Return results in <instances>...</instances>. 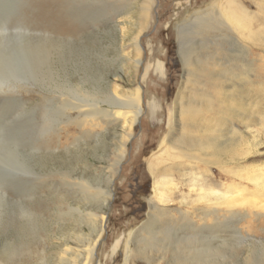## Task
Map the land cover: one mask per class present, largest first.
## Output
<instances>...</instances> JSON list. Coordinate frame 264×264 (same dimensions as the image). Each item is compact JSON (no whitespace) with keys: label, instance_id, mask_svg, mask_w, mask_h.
<instances>
[{"label":"rangeland","instance_id":"obj_1","mask_svg":"<svg viewBox=\"0 0 264 264\" xmlns=\"http://www.w3.org/2000/svg\"><path fill=\"white\" fill-rule=\"evenodd\" d=\"M221 1L151 0L145 20L140 17L143 0H0V29L5 23L9 27L21 23L29 33L63 42L61 52L67 64L63 59V68L58 66L60 83L67 76L73 84L81 81L88 90L99 87L120 94L139 86L143 109L127 136L120 126L95 128L89 123L66 122L63 90L59 88L31 80L15 81L20 88L4 85L5 93L0 95V264H75L60 260L68 257L63 250H81L86 243L76 241L72 233L75 216L69 208L84 206L67 185L69 175L104 176L121 142H126L125 154L111 184L105 227L91 264H169L174 261L171 247H182L190 240L209 259L206 264H264V207L259 205L264 201V189L259 190L258 181L248 180L252 175L264 177V0H238L258 18L254 23L258 44L241 39L253 52L245 55L246 59L255 58L256 86L250 93L254 95L246 97L248 105L236 106L239 117H228L230 122L216 121L218 131L212 135L220 136L211 147L197 152L210 163L198 162L204 173L196 183L191 179L196 172L191 162L196 161L168 156L176 152L171 141L181 133L177 93L184 86L186 96L195 90L183 79L177 26L196 11L213 5L217 9ZM134 37L141 50L136 72L132 62L136 58ZM192 37L186 38L188 45L195 42ZM224 38L216 41L223 48L222 54L230 58L232 48L231 55L238 56L236 35L228 31ZM237 59L233 62L243 58L239 55ZM157 60L163 62V76L153 70ZM235 71L239 73L241 68ZM152 101L155 109L149 107ZM75 112L67 113L75 116ZM60 122V133L51 136L48 146L41 145L40 141L51 135L45 133ZM231 122L234 134L229 131ZM192 134L201 135L202 131L198 128ZM10 152L14 159H6ZM151 155H162L152 167L156 178L172 163L185 162L181 171H173L177 186L171 201H156L173 217L166 226L170 230L164 255L162 249L155 252L152 243L141 241L148 237L140 227L148 219L146 199L154 183L147 161ZM225 190L244 198L234 205L236 214L223 212L216 227L215 219L208 217L205 223L212 228L200 227L194 236L188 229L189 220L203 225L200 213L209 210L205 199L211 191ZM199 196L205 198L199 200ZM176 209L190 213L180 217ZM82 228L87 232L86 226Z\"/></svg>","mask_w":264,"mask_h":264},{"label":"bare ground","instance_id":"obj_2","mask_svg":"<svg viewBox=\"0 0 264 264\" xmlns=\"http://www.w3.org/2000/svg\"><path fill=\"white\" fill-rule=\"evenodd\" d=\"M150 3L151 0H143V5L140 8V17L142 19H147ZM213 8H216L215 5L204 11H196L181 25L177 26L178 55L183 67V79L184 82L191 84L195 90H192L191 94L186 96L184 83V87L178 91L176 104L180 112L178 124L181 133L179 137L171 141L172 148L176 152L173 155L163 152V154H168L171 160L186 158L187 160L196 161L191 162L193 163L191 166L196 170L195 173L191 174V179L194 183L204 173L198 162L210 163L200 158V154H197V152L211 147L213 140L220 136L215 138L212 135V133L218 131L215 128V125H217L216 121H220V119L228 120V117H239V111L235 107L240 105L247 106L246 97L252 93L253 88L256 86L253 63L255 58L252 56L253 59H246L245 55L249 56V53L252 55L253 52L250 46L247 45L248 47H245L246 45H243L241 39L249 41L251 45L258 44L259 31L256 30L258 26H254L255 21L258 19L257 13L250 11L238 0H222L217 9ZM20 25L9 27L5 23L0 29V95L5 93L7 87L20 88L14 83L15 81L22 83L31 80L34 84L40 82L42 85L53 86L63 90L62 96H64V100H62L61 105L67 115L66 122L74 121L79 123L78 125L89 123L95 128L102 125L109 127L120 126L125 134L130 136L132 126L137 122L143 110L141 88L137 86L132 91L124 94L115 91H103L99 87L88 90L81 86V81L79 84H73L68 80L67 76L60 83L56 75L60 70L58 66L61 69L63 68V59L65 60L64 65L67 64L66 57L61 52L63 50V42L55 41L52 39L53 37L51 38L47 35L29 33ZM228 31L237 37L234 43L240 59L243 58L239 63L233 62L239 56L231 55L235 49H229V58L228 54L227 56L222 54L223 48L220 49V44L216 42L217 38H224ZM188 35L190 37L193 36L192 38L195 40L190 45L186 42ZM132 46L136 51V58L132 60L133 69L136 72L139 68L141 55L137 37H134ZM150 66L148 65L146 69ZM152 67L157 74L160 76L164 75L162 61L157 60ZM238 68H241L239 73L235 71ZM245 85L247 87L244 88ZM231 87L232 91L229 89ZM253 95L250 94V96ZM149 107L151 109L156 108L154 101L149 102ZM66 111H76V114L71 116ZM201 121L203 122L201 123ZM61 125V122L58 123L57 128L50 130L52 131L50 133L44 132L51 135L43 138L40 144L48 146L51 136L54 134L55 136L58 135L59 131L63 129ZM230 126L229 131L234 134L236 131L233 130L232 122ZM198 128H200L202 134H192ZM95 133L99 134L97 130ZM225 140L220 142L222 146ZM125 146L126 142H121L120 149L115 155L116 158L113 163L109 164L104 176L91 178L81 175L78 178H73L69 175L71 180L67 181V185L74 191L76 197H79L84 206L82 208L76 204V206L69 208L74 212L75 216V228L72 233H74L76 241L85 240L86 243H84V248L81 250H63V253L67 254L68 257H60V260H67V262L75 264L92 263L93 254L105 227V209L108 207V201L111 196V184L117 167L125 154ZM161 157L162 155L157 157L151 155L147 159L149 171L154 175V183L151 195L146 199L149 208L148 219L140 227V230L144 231L148 236L143 237L141 241L152 243L151 249L155 252L162 249L164 255L167 248L166 245L169 243L168 234L170 230L166 226L169 221L173 222V217L168 215L169 211L158 207L156 201L158 200L161 203L171 201V194L175 186H177L174 183L173 171H181L180 167L185 166V162L172 163L167 166L162 176L156 178L152 167L155 165V161H158ZM6 159H14V153L10 152ZM182 171L185 173L184 170ZM248 180L254 183L258 181L259 190L264 189V177L252 175L249 176ZM209 194L210 196L205 199L209 210L207 208L200 213L203 225H194L189 220L188 229L194 232V236L198 233L197 229L200 227L204 229L212 228V226L210 227L209 224L205 223L208 217L215 219V227L219 226V219L222 213L231 212L235 215L234 205L240 204L244 200L241 194L233 196V191L228 190L211 191ZM204 198V196H199V200ZM183 200L182 202H184ZM260 201L259 205L264 207V201ZM213 205H215V208ZM223 205L229 207V209H223ZM176 211L181 212L178 209ZM188 213L190 212L185 210V213H180V217L187 216ZM82 226L87 227V232L83 231ZM180 241L184 242V239ZM193 242L190 240L187 245L184 244L182 247L179 245L171 247L174 261L169 264H206L209 259L203 257L195 249ZM129 256L130 251L125 255V262H127Z\"/></svg>","mask_w":264,"mask_h":264}]
</instances>
